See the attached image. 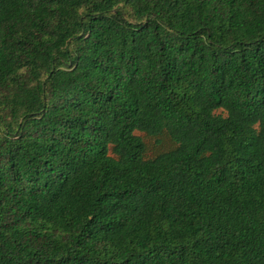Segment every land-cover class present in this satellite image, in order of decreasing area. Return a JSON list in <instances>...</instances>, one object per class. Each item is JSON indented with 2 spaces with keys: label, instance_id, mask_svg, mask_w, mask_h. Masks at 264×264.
<instances>
[{
  "label": "trees",
  "instance_id": "1",
  "mask_svg": "<svg viewBox=\"0 0 264 264\" xmlns=\"http://www.w3.org/2000/svg\"><path fill=\"white\" fill-rule=\"evenodd\" d=\"M0 264H264V0H0Z\"/></svg>",
  "mask_w": 264,
  "mask_h": 264
},
{
  "label": "rangeland",
  "instance_id": "2",
  "mask_svg": "<svg viewBox=\"0 0 264 264\" xmlns=\"http://www.w3.org/2000/svg\"><path fill=\"white\" fill-rule=\"evenodd\" d=\"M145 143L149 146L148 157H153L155 152L162 149V147L155 146L154 142L148 139L147 140L145 139Z\"/></svg>",
  "mask_w": 264,
  "mask_h": 264
}]
</instances>
